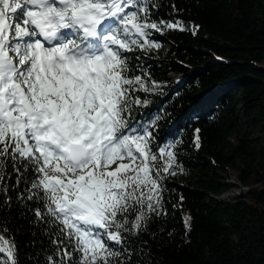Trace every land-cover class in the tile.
I'll return each mask as SVG.
<instances>
[{"label": "snow or ice", "instance_id": "6c2138e0", "mask_svg": "<svg viewBox=\"0 0 264 264\" xmlns=\"http://www.w3.org/2000/svg\"><path fill=\"white\" fill-rule=\"evenodd\" d=\"M152 7L0 0V209L19 205L32 225L45 226L52 251L43 250V264H133L129 235L163 212L161 173L175 175L179 165L172 146L154 148L149 126L136 119V107L149 104L137 93L152 89L130 75L127 53L158 46L149 29L184 27L151 21ZM6 223L0 264H20Z\"/></svg>", "mask_w": 264, "mask_h": 264}, {"label": "trees", "instance_id": "16d2710c", "mask_svg": "<svg viewBox=\"0 0 264 264\" xmlns=\"http://www.w3.org/2000/svg\"><path fill=\"white\" fill-rule=\"evenodd\" d=\"M151 3V21H180L184 30L149 29L158 46L127 53L130 75L152 89L137 93L149 104L135 116L149 126L154 148L172 146L179 167L161 173L163 212L128 237L132 262L264 264V0ZM158 37L168 46L161 49ZM172 73L181 76L176 85ZM20 212L0 209L6 238H14L20 264H43L50 237Z\"/></svg>", "mask_w": 264, "mask_h": 264}, {"label": "rangeland", "instance_id": "374dc122", "mask_svg": "<svg viewBox=\"0 0 264 264\" xmlns=\"http://www.w3.org/2000/svg\"><path fill=\"white\" fill-rule=\"evenodd\" d=\"M157 42H158V44H159V47L161 48V49H164L165 47H167L168 46V42L166 41V40H164L162 37H158L157 38ZM172 76L174 77V79H173V85H176L177 84V81L180 79V77L181 76H178V75H176V74H174V73H172ZM231 174H232V180H234V181H237V178L235 177V171L232 169V170H230L229 171Z\"/></svg>", "mask_w": 264, "mask_h": 264}, {"label": "water", "instance_id": "95a60500", "mask_svg": "<svg viewBox=\"0 0 264 264\" xmlns=\"http://www.w3.org/2000/svg\"><path fill=\"white\" fill-rule=\"evenodd\" d=\"M209 91H212V90H209Z\"/></svg>", "mask_w": 264, "mask_h": 264}]
</instances>
